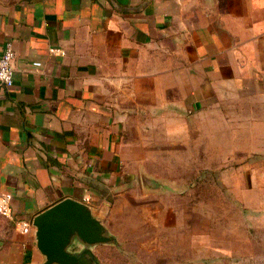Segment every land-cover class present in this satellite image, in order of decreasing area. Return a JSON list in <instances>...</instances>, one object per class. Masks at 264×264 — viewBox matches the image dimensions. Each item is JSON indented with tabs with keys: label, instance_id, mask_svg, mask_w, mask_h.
Listing matches in <instances>:
<instances>
[{
	"label": "crops",
	"instance_id": "0c3cea01",
	"mask_svg": "<svg viewBox=\"0 0 264 264\" xmlns=\"http://www.w3.org/2000/svg\"><path fill=\"white\" fill-rule=\"evenodd\" d=\"M8 43L0 195L13 216L0 215V264H45L32 221L65 198L116 239L81 264H232L230 240L177 235L166 200L132 207L121 185L162 118L197 119L208 150L264 143V0H0V55Z\"/></svg>",
	"mask_w": 264,
	"mask_h": 264
},
{
	"label": "rangeland",
	"instance_id": "374dc122",
	"mask_svg": "<svg viewBox=\"0 0 264 264\" xmlns=\"http://www.w3.org/2000/svg\"><path fill=\"white\" fill-rule=\"evenodd\" d=\"M195 125L190 117L158 120L156 132L145 135L144 149L131 150V176L121 185L131 191L125 198L132 207L162 198L177 235L195 229L201 240L221 246L230 240L232 264H264V143L247 148L252 144L244 136L243 149L208 150V134L195 133ZM222 139L217 134V148ZM150 190L166 193L148 198Z\"/></svg>",
	"mask_w": 264,
	"mask_h": 264
},
{
	"label": "water",
	"instance_id": "95a60500",
	"mask_svg": "<svg viewBox=\"0 0 264 264\" xmlns=\"http://www.w3.org/2000/svg\"><path fill=\"white\" fill-rule=\"evenodd\" d=\"M37 247L46 256L45 264H81L82 252L98 244L115 243L104 223L93 216L92 208L82 201L65 198L36 215ZM83 249L75 253L76 246Z\"/></svg>",
	"mask_w": 264,
	"mask_h": 264
},
{
	"label": "built area",
	"instance_id": "2783aa9c",
	"mask_svg": "<svg viewBox=\"0 0 264 264\" xmlns=\"http://www.w3.org/2000/svg\"><path fill=\"white\" fill-rule=\"evenodd\" d=\"M16 53L12 43L6 45L5 50L0 55V84L5 87H11L14 83V61ZM37 65H40L39 63ZM0 215L5 217L13 216V209L11 206V198L9 195H0ZM19 229L23 232L31 230V224L26 221L18 223Z\"/></svg>",
	"mask_w": 264,
	"mask_h": 264
}]
</instances>
